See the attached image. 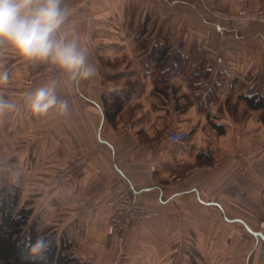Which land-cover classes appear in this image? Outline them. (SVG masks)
<instances>
[{"label":"crops","instance_id":"0c3cea01","mask_svg":"<svg viewBox=\"0 0 264 264\" xmlns=\"http://www.w3.org/2000/svg\"><path fill=\"white\" fill-rule=\"evenodd\" d=\"M152 1L64 0L68 27L96 69L76 86L58 80L66 115L30 112L26 95L48 81L30 77L46 63L0 48L10 78L0 95L17 104L0 116V162L16 176V211L31 193L24 235L33 226L77 264H264V155L253 152L264 113L239 98L263 82L264 35L249 56L257 40L248 47L236 28L202 19L194 1L183 8L180 0H159L158 8ZM184 12L196 22L163 19ZM164 48L163 70L151 52ZM114 101L121 108L109 120ZM166 129L190 139L170 142ZM74 163L79 179L57 183L60 169ZM126 184L154 215L109 235L108 201Z\"/></svg>","mask_w":264,"mask_h":264},{"label":"clouds","instance_id":"9594fccd","mask_svg":"<svg viewBox=\"0 0 264 264\" xmlns=\"http://www.w3.org/2000/svg\"><path fill=\"white\" fill-rule=\"evenodd\" d=\"M71 9L64 0H0V48L6 47L26 61L50 64L73 86L95 75L86 50L78 43L75 27H68ZM2 63V61H0ZM9 72L0 67V87L9 83ZM58 76L25 97V103L35 116L55 110L69 112V101L57 94ZM17 104L0 95V116L15 112ZM10 181L16 176L9 172ZM50 242L40 237L30 245L33 256H42Z\"/></svg>","mask_w":264,"mask_h":264},{"label":"trees","instance_id":"16d2710c","mask_svg":"<svg viewBox=\"0 0 264 264\" xmlns=\"http://www.w3.org/2000/svg\"><path fill=\"white\" fill-rule=\"evenodd\" d=\"M153 59L157 61L160 69L166 68L168 49H152ZM239 98L246 104L249 110H262L264 113V92L252 91L242 94ZM121 101H114L106 109L109 120H113L121 108ZM189 138L184 142L186 143ZM2 192V191H1ZM17 192L13 189L10 195L6 192L0 194V263L1 264H77L76 258L62 254V248L50 243L48 250L42 256H33L30 253V245L34 244L37 233L34 227H30L29 234L24 235L32 209L23 206L16 211ZM47 239V238H46ZM48 240V239H47Z\"/></svg>","mask_w":264,"mask_h":264},{"label":"rangeland","instance_id":"374dc122","mask_svg":"<svg viewBox=\"0 0 264 264\" xmlns=\"http://www.w3.org/2000/svg\"><path fill=\"white\" fill-rule=\"evenodd\" d=\"M182 3L179 4L180 7H184L187 5L186 4H190L192 5L193 3L191 1H194V4L192 6H194V9H198L199 13L202 14L200 15L203 19V17L206 19L207 22L209 23H216V24H220V25H224L227 26L229 28H236L238 31V34L242 35L244 40L248 41V47L250 46V42H251V38H255L254 41H256V46L258 47L257 49L254 48H250L248 49V53L249 56L253 55L251 54L252 52L259 51L260 49V44H258L257 42L260 41L259 35L260 33L262 35H264V0H230V2H219L218 0H180ZM153 4L156 5V7L158 8L160 5V1L159 0H153L152 1ZM163 3V1H162ZM188 5L190 8L191 6ZM162 6L164 7V4H162ZM167 9L169 11H175L173 13H182L181 8H176V7H170L167 6ZM177 10V11H176ZM185 11V10H184ZM171 13V12H168ZM185 14V12L183 13ZM176 16H163V19L167 20L168 22H179V23H190L193 22L195 23V17L193 16H188V15H183V16H178V19H175ZM241 17V18H240ZM157 18L159 19V17L157 16ZM155 17H152L151 20L149 19V21H151L152 23H156L158 22V19ZM177 18V17H176ZM201 19V20H202ZM231 34V33H229ZM262 41V40H261ZM264 41V40H263ZM262 55H263V61H264V42H263V48H262ZM49 64H45L39 71H37V73H34V75H32L29 79L32 81L36 80L37 78L40 79H51L48 77H45L43 75H38L40 72H42L44 70L45 67H47ZM264 66V64H262ZM37 75V76H35ZM63 79V75L61 74L60 79ZM251 85H249L248 87H250ZM253 90L248 91L246 94L251 93ZM258 92H264V78H263V82L262 84L259 86ZM228 112L231 114H235L234 112H238L236 111L237 109H234V106L231 107L230 109L227 107ZM244 111V110H243ZM248 112L245 110L244 112H241V119H244L247 116ZM240 115V114H239ZM239 115L236 117L237 119H239ZM262 121L264 122V114H262L261 116ZM262 146V152L258 153V156L260 155H264V129H263V136L262 139L260 141H258L256 144L253 145V150L256 146ZM77 171L79 173V163H77ZM63 169V168H62ZM60 169V170H62ZM58 174L56 176V180H58ZM79 179L78 176H76L74 179L70 180V181H77ZM67 181V182H70ZM14 182L10 181L9 179V175H1L0 177V194L4 195L5 194V190L2 191L3 189H5L6 187H8V191L9 194L11 195L13 193V187H14ZM58 183V181H57ZM66 183V182H65ZM7 185V186H4ZM59 184H64V183H59ZM127 185V184H126ZM126 185H124L123 187H125ZM2 191V192H1ZM114 194V193H113ZM112 194V196H113ZM111 196V197H112ZM31 198V193H25V197H21L20 201H24L23 205L30 207L29 205L31 204L30 201L28 202L26 199H30ZM25 199V200H23ZM111 199V198H110ZM109 199V200H110ZM23 207V206H22ZM31 208V207H30ZM32 214V213H31ZM143 221V220H142ZM140 222V221H139ZM139 222L134 223L131 226L126 227L123 230L117 231V232H121V231H130V230H135L138 229V225L141 224ZM107 228V225H106Z\"/></svg>","mask_w":264,"mask_h":264},{"label":"built area","instance_id":"2783aa9c","mask_svg":"<svg viewBox=\"0 0 264 264\" xmlns=\"http://www.w3.org/2000/svg\"><path fill=\"white\" fill-rule=\"evenodd\" d=\"M241 18V17H240ZM38 75H43L48 78H52L54 75L60 79L61 74L55 73L52 66L49 64ZM37 76V75H35ZM164 137L173 143H184L189 138L188 131H174L166 129L164 131ZM263 147L256 146L253 150L255 154L261 153ZM77 163L67 165L65 168L58 172V183H65L74 179L77 176ZM3 164L0 162V171H4L5 174H9L8 168L3 169ZM132 185H126L116 190L108 201V207L111 209V215L107 224L106 231L109 235H113L117 231L123 230L128 226L133 225L136 222L149 219L154 215V212L148 210L144 205L137 203L131 197ZM264 227V223L261 224ZM262 257L264 258V243L262 245Z\"/></svg>","mask_w":264,"mask_h":264}]
</instances>
